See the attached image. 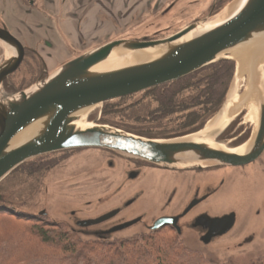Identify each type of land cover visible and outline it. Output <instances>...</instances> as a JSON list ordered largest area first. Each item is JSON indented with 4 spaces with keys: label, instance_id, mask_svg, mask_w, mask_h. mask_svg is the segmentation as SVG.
<instances>
[{
    "label": "water",
    "instance_id": "obj_1",
    "mask_svg": "<svg viewBox=\"0 0 264 264\" xmlns=\"http://www.w3.org/2000/svg\"><path fill=\"white\" fill-rule=\"evenodd\" d=\"M217 15L194 21L160 39L106 42L65 62L30 87L9 95L5 94L3 83L22 66L26 48L4 25L0 26V43L7 53L0 62V181L36 157L85 148L109 150L174 170L241 167L257 160L264 151V64L254 65L257 73L260 69L258 124L250 146L241 153L237 148L250 139L235 147L225 146L218 140L235 116L212 128L206 129L205 126L190 136L172 139H148L97 122H83L84 115L95 106L180 79L208 65L232 60L229 50L264 38V0H245L231 17L209 26L210 20ZM201 27L205 28L194 33ZM141 50H151L154 54L147 60L110 70L94 69L111 58L114 52L119 58ZM251 67L252 72L253 65ZM26 130L28 133L23 139L15 143L14 139ZM134 176V172L129 175L130 178ZM111 215L84 220L80 224L94 225ZM233 218V214L214 218V227L220 228L217 234L228 231ZM133 222L112 231L128 227ZM166 224L174 225V218L156 220L152 230Z\"/></svg>",
    "mask_w": 264,
    "mask_h": 264
},
{
    "label": "rangeland",
    "instance_id": "obj_2",
    "mask_svg": "<svg viewBox=\"0 0 264 264\" xmlns=\"http://www.w3.org/2000/svg\"><path fill=\"white\" fill-rule=\"evenodd\" d=\"M73 1H70L69 5H72ZM212 1L119 0V3L115 1L114 10L110 7L109 12L106 10L99 16L101 26L108 22L110 27H115L114 30L111 31L110 27H106L101 31V35H96L94 38L96 40L90 42H86L88 38L84 36V33H80L78 37L83 40L81 39V42L76 44H72L65 35H61V40H65L71 47L75 46V49L62 62H57L56 65L50 63L46 66L44 64L45 67L39 70L37 58L32 53L29 54V50L35 46L34 43L42 44V38H44L42 36L46 32L44 29L46 22L40 18L42 25L36 29L41 28L42 30L33 32L27 40L26 34L21 29L14 31L11 28L14 33L9 29L6 21L9 25L12 23L0 9V21L2 24L5 23L6 29L25 47L33 45L32 48L26 47L22 66L12 74V78L9 77V81L12 83L10 88L14 91L5 94H15L30 87L37 80L55 72L65 62L106 42L117 39L152 40L172 35L190 23L206 18ZM234 1L228 3L218 14ZM101 3L103 6H107L106 0H101ZM41 7L43 8V5L39 2L35 3V9L38 12L41 11ZM37 11L32 16L36 19L39 16ZM120 15L123 17V23L117 25L115 21ZM16 17L18 14L15 13V19ZM215 18L209 23H212ZM39 22L40 20H36L37 24ZM6 56L5 47L0 43V62ZM229 56L231 57V55ZM231 58L235 62V70L225 101L232 89L235 93L234 104L237 105L245 92L248 72L245 70L241 76L236 77L237 62L233 57ZM26 60L33 69L31 73L25 66ZM262 64H264V59L260 60L258 65ZM258 73H260V69ZM36 76L42 77L22 88ZM257 102L238 104V107L233 111L232 116L235 118L240 114L243 115V123L236 125L233 131L235 132L240 125L249 130L247 139L236 146L246 143L254 133L255 122L249 120L248 115L252 111H258ZM101 107L102 104L90 109L84 115L85 121L83 122L98 123ZM244 129L234 139L231 138L233 140L230 138L219 140V137L218 140L222 141L225 146H230L233 141H238L241 139L240 137L244 136L246 131ZM135 169L139 170V175L130 179L128 173ZM200 170L140 166L131 161L129 157L113 151L96 148L77 149L64 156L63 160L46 174L43 188L31 199V211L37 214L44 210L50 220L66 224L83 238L94 239L100 237L99 229L105 228L115 220L85 228L77 226L75 221L96 218L135 199L123 210V215L127 219L143 215L145 222L105 236L109 239L130 237L150 231L144 225L150 224L161 214L176 213L182 207L188 190L193 187L195 182L210 181L216 187L215 193L196 207L193 213L206 211L212 216L223 213L233 214L235 216L233 228L224 236L205 245L201 239L202 233L198 229H193L190 226V221H184L180 236L177 234L179 238L188 248L201 250L205 255L220 261L232 260L236 264H247L250 259L264 255V152L256 162L245 167H204ZM174 186L175 191H173ZM4 234L6 235L0 228V237Z\"/></svg>",
    "mask_w": 264,
    "mask_h": 264
},
{
    "label": "trees",
    "instance_id": "obj_3",
    "mask_svg": "<svg viewBox=\"0 0 264 264\" xmlns=\"http://www.w3.org/2000/svg\"><path fill=\"white\" fill-rule=\"evenodd\" d=\"M231 1L213 0L208 16L217 15ZM30 53L37 58L38 70L44 68L39 55L33 50H29ZM25 66L33 72L27 60ZM234 70L233 60H223L180 79L106 101L102 104L98 124L148 139L193 134L203 129L221 109ZM41 77L32 78L22 88ZM9 79L5 85L12 87ZM242 117L238 115L219 140L231 139L240 133L243 125L235 132L233 129L243 123ZM248 135L249 130H246L230 147L240 144ZM73 150L48 153L26 161L0 181V228L6 233L0 237V264H236L188 248L170 229L158 228L115 239L105 236L90 239L81 237L62 222L50 220L46 214L33 213L31 199L43 188L46 174ZM131 161L149 165L135 159ZM247 264H264V255L250 259Z\"/></svg>",
    "mask_w": 264,
    "mask_h": 264
},
{
    "label": "crops",
    "instance_id": "obj_4",
    "mask_svg": "<svg viewBox=\"0 0 264 264\" xmlns=\"http://www.w3.org/2000/svg\"><path fill=\"white\" fill-rule=\"evenodd\" d=\"M70 1L73 0H32L30 3L23 0H0V9L12 23L9 25L6 21L9 29L12 28L14 31L21 29L26 34L27 40L33 32L42 30L41 28L36 29L42 25L41 19L48 23H45L44 29L47 33L45 32V35L42 36L44 37L42 44L34 43L35 48L33 45V48L26 47L36 51L46 66L50 63L56 65L55 63L62 62L75 49V46L71 47L65 40H61V35H65L72 44L81 42L82 38L78 37L80 33H84V36L88 38L86 42L96 40L94 39L96 35H101L103 29L110 27L108 22L101 26L100 14L106 10L109 12L110 7L114 10L115 1L119 3V0H106L107 6H103L101 0H74L72 5H69ZM36 2L43 5L39 12L35 9ZM35 11L38 12V19L32 17ZM15 13L18 14L16 19ZM36 20H40V22L37 24ZM115 23L122 24L123 17L120 15ZM109 29L112 31L115 27L111 26Z\"/></svg>",
    "mask_w": 264,
    "mask_h": 264
},
{
    "label": "bare ground",
    "instance_id": "obj_5",
    "mask_svg": "<svg viewBox=\"0 0 264 264\" xmlns=\"http://www.w3.org/2000/svg\"><path fill=\"white\" fill-rule=\"evenodd\" d=\"M244 1L245 0H235L232 4L227 6L219 15H217L215 20L212 23H210L209 26L219 24L225 21L226 19H228L229 17H231L243 5ZM203 28L205 27H201L199 30L195 31L194 33L199 32ZM228 53L237 62L236 63L237 65L236 77L241 76L245 72V70H247L248 72L246 89H245L243 96L240 98V102L238 104L245 105L246 103L250 101L251 102L258 101L259 99V75L257 73L256 67L254 68V65L256 66L257 64H259L260 60L264 59V38L246 42L234 49L229 50ZM153 54H154V51L141 50V51L133 52L125 56H121L117 58L118 54L114 52L111 58L100 63L94 69L110 70V69L117 68L120 66L147 60L150 57H152ZM251 65H253L252 72H251V69H252ZM245 66L247 67L246 69H245ZM234 94H235L234 90L231 89L224 107L212 120L209 121V123L206 124V129L212 128L216 126L217 124H220L221 122L226 121L229 118H231L233 111L235 110V108L238 107V104L237 105L234 104V100H235ZM257 105H258V102H257ZM257 109H258V106H257ZM248 118L249 120H252L253 122H255L254 124H255V130H256V127L258 124V111L250 112L248 115ZM27 131L28 130H26L25 132L17 136L14 139V142L15 143L20 142L23 139V137L28 133ZM252 136L247 144L237 148V152L241 153L248 149L252 141Z\"/></svg>",
    "mask_w": 264,
    "mask_h": 264
},
{
    "label": "flooded vegetation",
    "instance_id": "obj_6",
    "mask_svg": "<svg viewBox=\"0 0 264 264\" xmlns=\"http://www.w3.org/2000/svg\"><path fill=\"white\" fill-rule=\"evenodd\" d=\"M23 1H26V3H30V1H32V0H23ZM2 25H4V24H2L1 21H0V26H2ZM8 78L3 83V86H4L6 94L9 93V92H13L14 91L13 89H10L8 84L5 85V82L8 80ZM245 130L246 129H244V131ZM233 139H230V140H233ZM257 160H255L254 162H256ZM252 163H250V164H252ZM250 164H248V165H250ZM140 166H142V165H140ZM143 166L155 167V166H153L151 164H149V165L144 164ZM245 166H247V165H245ZM245 166H241V167H245ZM241 167H226V168H241ZM199 171H201V170H199ZM131 172L135 173V176L133 178L129 177ZM138 175H139V170L138 169L137 170L136 169L132 170V171H130L128 173V177L130 179H134ZM173 188H174L173 191H175V186ZM215 189H216L215 185L212 182H210V181H204V182H200V183H196L195 182L193 184V187L190 190H188V194H187V196L185 198V202L183 203L182 207L176 213H174V214H161L160 216L156 217L153 221H151L150 224H147V225H144V226L146 228H149L150 230H152V226H153V224H154V222L156 220H158L160 218H174V225L166 224V225L160 226L159 229L160 228H162V229L163 228L170 229L174 233H176V234H178L180 236V234H181V232L183 230L184 221H190L191 222L190 226L193 229H198V231H200L202 233L201 239H202V241L204 242L205 245L209 244L210 242H213V240L215 241V239L224 236L226 233H228L233 228V226L235 224V216L233 218V222L231 224L230 229L228 231H226L225 233L217 234V231H219L220 228H215L214 227L215 226L214 218H222V217L228 215V213H223L221 215H214V216L208 214V212H206V211H197V212L193 213V211H194V209L196 207H198L201 203L206 201V199L210 198L215 193L214 192ZM134 200L135 199H133L132 202H129L128 204H123L122 207L121 206L120 207H116V208H114V209H112V210H110V211H108V212L96 217V218H99V217H101L103 215L112 213V215L109 218H107L106 220H104V221H101V222H99L97 224H94V225H88V226L81 225L80 224L81 221L89 219V218H86V219H82V220H76L75 221L76 225L79 226V227L85 228V227H90V226H96V225L105 223V222H107L109 220H115L113 223L107 225L105 228L99 229L98 235L100 237H102V236H108L110 233H114V232H117V231L125 230V229H127L129 227H132V226L136 225V224H143L145 222V220H144L145 216H143V215H138L134 219H131V218L127 219L123 215V210L126 207H128L129 205H131ZM192 203H194V204L191 205ZM91 219H95V218H91ZM130 221H134L130 226L122 228V229H119V230L112 231V229H114V228H116L118 226H121V225H123V224H125L127 222H130ZM205 239L207 240V242L204 241Z\"/></svg>",
    "mask_w": 264,
    "mask_h": 264
}]
</instances>
